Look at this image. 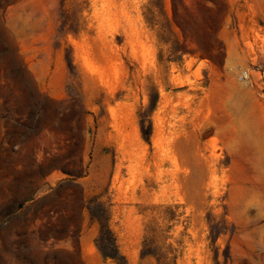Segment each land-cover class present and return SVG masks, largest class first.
Masks as SVG:
<instances>
[{
    "label": "rangeland",
    "instance_id": "rangeland-1",
    "mask_svg": "<svg viewBox=\"0 0 264 264\" xmlns=\"http://www.w3.org/2000/svg\"><path fill=\"white\" fill-rule=\"evenodd\" d=\"M176 2L0 0V264H264V0Z\"/></svg>",
    "mask_w": 264,
    "mask_h": 264
},
{
    "label": "trees",
    "instance_id": "trees-1",
    "mask_svg": "<svg viewBox=\"0 0 264 264\" xmlns=\"http://www.w3.org/2000/svg\"><path fill=\"white\" fill-rule=\"evenodd\" d=\"M173 7L176 13L180 9V4H178L176 0H173ZM160 12L166 15V11L164 9L163 4L160 8ZM149 13L155 14V12L151 8H149ZM146 18L147 20H150V17L148 16V14H146ZM109 232L111 233V231L108 230V233ZM106 235H107V231L101 230L99 237L97 238V245L100 251L102 252L105 258H112L120 262V259H122L121 257L123 256H121L120 254L119 245L117 244V240L113 237H112V240H104V236ZM153 245H154L153 240L146 239L144 241V249L147 251H150L149 253H152L151 251H156L155 249H158L157 248L158 246H156V248H153L154 247ZM159 262L163 264L168 263L166 261H159Z\"/></svg>",
    "mask_w": 264,
    "mask_h": 264
},
{
    "label": "bare ground",
    "instance_id": "bare-ground-1",
    "mask_svg": "<svg viewBox=\"0 0 264 264\" xmlns=\"http://www.w3.org/2000/svg\"><path fill=\"white\" fill-rule=\"evenodd\" d=\"M254 204H252V202H248V204L246 205V207L248 209V212H253L254 211L253 208H249V206H253ZM256 246H257V250H258L257 256L264 255V241H256Z\"/></svg>",
    "mask_w": 264,
    "mask_h": 264
}]
</instances>
